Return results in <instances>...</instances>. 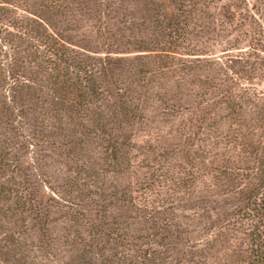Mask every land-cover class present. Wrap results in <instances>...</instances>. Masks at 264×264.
Instances as JSON below:
<instances>
[{"label": "rangeland", "instance_id": "374dc122", "mask_svg": "<svg viewBox=\"0 0 264 264\" xmlns=\"http://www.w3.org/2000/svg\"><path fill=\"white\" fill-rule=\"evenodd\" d=\"M146 253L264 264V0H0V264Z\"/></svg>", "mask_w": 264, "mask_h": 264}, {"label": "trees", "instance_id": "16d2710c", "mask_svg": "<svg viewBox=\"0 0 264 264\" xmlns=\"http://www.w3.org/2000/svg\"><path fill=\"white\" fill-rule=\"evenodd\" d=\"M39 211V210H38ZM37 211V212H38ZM95 212V211H94ZM95 220H92V219H90V223H91V226H92V228L95 230V232L97 233L98 232V230H97V225L95 224ZM111 236H113V234L111 235ZM115 241H118L119 243H120V246H123L124 244H125V242H127V237H126V235H119V232H118V234H116L115 236ZM154 254V253H153ZM148 253H146V256H144L143 258H144V261H146L147 263H149V264H152L153 263V261H152V259H151V257L150 258H148ZM92 264V263H91ZM95 264V263H94ZM102 264V263H101ZM254 264H262L260 261H255V263Z\"/></svg>", "mask_w": 264, "mask_h": 264}]
</instances>
